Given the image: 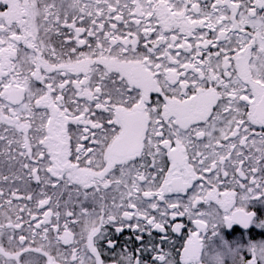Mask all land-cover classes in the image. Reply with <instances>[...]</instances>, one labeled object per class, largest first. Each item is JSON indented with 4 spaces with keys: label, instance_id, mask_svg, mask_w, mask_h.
Listing matches in <instances>:
<instances>
[{
    "label": "snow or ice",
    "instance_id": "1",
    "mask_svg": "<svg viewBox=\"0 0 264 264\" xmlns=\"http://www.w3.org/2000/svg\"><path fill=\"white\" fill-rule=\"evenodd\" d=\"M234 224L264 230V0H0V264H264Z\"/></svg>",
    "mask_w": 264,
    "mask_h": 264
},
{
    "label": "flooded vegetation",
    "instance_id": "2",
    "mask_svg": "<svg viewBox=\"0 0 264 264\" xmlns=\"http://www.w3.org/2000/svg\"><path fill=\"white\" fill-rule=\"evenodd\" d=\"M254 208L261 207L260 204H254ZM224 239L228 242L235 244L236 242H247L248 239H260L264 236V230L256 228L254 225L250 229L246 230L241 228L239 225H232L231 227H223L221 229ZM129 234L124 233L123 237H120V243H123L124 237H127Z\"/></svg>",
    "mask_w": 264,
    "mask_h": 264
},
{
    "label": "rangeland",
    "instance_id": "3",
    "mask_svg": "<svg viewBox=\"0 0 264 264\" xmlns=\"http://www.w3.org/2000/svg\"><path fill=\"white\" fill-rule=\"evenodd\" d=\"M261 239H264V236H263L262 238H260V239H257V240H261ZM236 243H242V242H236ZM236 243H235V244H236Z\"/></svg>",
    "mask_w": 264,
    "mask_h": 264
}]
</instances>
